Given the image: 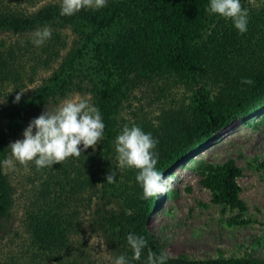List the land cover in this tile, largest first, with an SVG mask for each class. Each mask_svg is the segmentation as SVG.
Instances as JSON below:
<instances>
[{"label": "trees", "instance_id": "obj_1", "mask_svg": "<svg viewBox=\"0 0 264 264\" xmlns=\"http://www.w3.org/2000/svg\"><path fill=\"white\" fill-rule=\"evenodd\" d=\"M60 2L0 0V264H113L120 255L146 264L149 249L162 252L146 226L156 200L141 199L136 169L116 167L115 138L125 125L151 133L158 140L156 169L164 175L229 121L264 105V0H241L249 14L243 34L231 20L206 11L210 0H107L106 7L71 16L60 15ZM44 27L51 38L37 46L32 34ZM109 29L96 51L110 79L99 83L75 63L94 41L92 33ZM208 85L215 90L208 92ZM78 95L98 109L105 125L95 150L40 170L34 162L3 165L10 142L23 139L44 106ZM113 169L115 183L109 184ZM238 174L228 159L204 183L214 202L239 214L245 208L237 196ZM129 233L148 242L138 261ZM166 264L264 259L171 257Z\"/></svg>", "mask_w": 264, "mask_h": 264}, {"label": "rangeland", "instance_id": "obj_2", "mask_svg": "<svg viewBox=\"0 0 264 264\" xmlns=\"http://www.w3.org/2000/svg\"><path fill=\"white\" fill-rule=\"evenodd\" d=\"M112 31L92 33L94 41L82 48L75 63L77 71L99 83L109 80L110 75L96 44ZM206 89L212 92L215 86ZM61 103L44 106L37 117ZM146 109L150 115L156 112L155 105ZM4 124L0 118V130ZM228 159L239 168L237 196L245 208L239 214L223 202H214L204 183L205 176ZM163 176L171 177L170 190L153 197L156 201L146 212V226L162 252L188 260L264 259V105L229 121L194 149L190 158L178 161ZM94 248L103 250L97 242Z\"/></svg>", "mask_w": 264, "mask_h": 264}, {"label": "clouds", "instance_id": "obj_3", "mask_svg": "<svg viewBox=\"0 0 264 264\" xmlns=\"http://www.w3.org/2000/svg\"><path fill=\"white\" fill-rule=\"evenodd\" d=\"M107 6V0H61L60 15L71 16L82 9L99 10ZM209 14L231 20L240 34L247 32L248 10L243 8L241 0H210L206 8ZM33 43L37 46L51 38L48 27L37 29L33 34ZM242 83L253 85L251 78H243ZM24 91L16 94L14 103L19 102ZM104 123L98 109L91 106L86 99H67L55 110L46 108L38 117L33 118L23 131V139L10 142L8 148L11 157L5 158L3 165L14 168L15 163L27 165L34 162L38 170L61 164L69 157H79L82 151L91 147L95 150L103 138ZM158 140L151 133L144 132L139 126L125 125L114 141L116 167L119 169H136L135 177L142 188L141 199L147 200L170 190L171 177L165 178L156 169L159 154L154 151ZM82 145V147H81ZM115 169L106 176V181L115 183ZM147 240L143 236L129 233L127 244L132 250V259L140 260ZM170 255L161 252L159 255L148 250L146 264H166ZM113 264H130L124 255L116 257Z\"/></svg>", "mask_w": 264, "mask_h": 264}]
</instances>
